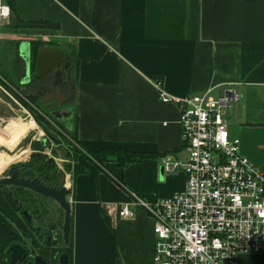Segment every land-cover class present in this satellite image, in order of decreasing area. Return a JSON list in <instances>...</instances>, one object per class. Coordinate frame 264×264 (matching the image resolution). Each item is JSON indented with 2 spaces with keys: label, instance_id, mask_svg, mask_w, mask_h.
<instances>
[{
  "label": "crops",
  "instance_id": "obj_1",
  "mask_svg": "<svg viewBox=\"0 0 264 264\" xmlns=\"http://www.w3.org/2000/svg\"><path fill=\"white\" fill-rule=\"evenodd\" d=\"M0 2L7 5L6 0ZM14 4L23 23L13 26L10 12L0 16V78L35 93L39 80L32 82L36 73L31 66L29 81L23 83L26 66L19 44H31L33 39L43 41L40 48H59L64 52L61 62L66 56L72 59L68 95L72 114L65 121L70 124L72 119L71 128L76 121L78 140L91 151L120 145L155 154L125 167L108 161L101 170L78 156L86 171L73 176L72 170L63 169L71 207L72 264H155L153 217L132 202L130 192L155 200L182 190L183 168L166 171L160 162L164 157L173 161L183 152L186 157L179 110L159 98L155 75L161 76L167 94L179 97L211 89L214 98L213 93L221 96L232 90L237 97L224 115L229 138L238 139L239 152L264 172V0H14ZM28 23L55 27L21 25ZM45 96L52 101L64 94ZM3 107L11 114L0 111L1 121L14 129L2 141L12 146V152L34 126H26L31 121L17 108L7 103ZM28 151L22 144L8 155L19 159ZM119 179L125 188L118 185ZM124 203L128 215L119 214ZM252 255L264 260V251ZM248 256L242 255L246 263L253 258Z\"/></svg>",
  "mask_w": 264,
  "mask_h": 264
},
{
  "label": "built area",
  "instance_id": "obj_2",
  "mask_svg": "<svg viewBox=\"0 0 264 264\" xmlns=\"http://www.w3.org/2000/svg\"><path fill=\"white\" fill-rule=\"evenodd\" d=\"M8 15V6L0 2V16ZM154 84L159 98L179 110L186 150L182 162L162 158L166 171L183 168L182 190L155 200L130 192L132 202L153 217L154 263L239 264L240 255L264 251V172L239 152L223 117L237 96L228 90L231 94L213 98L207 89L179 97L167 94L161 80ZM1 94L34 122L30 110L36 105L0 78ZM2 128L0 134L9 136L12 126ZM129 213L127 203L120 206V215Z\"/></svg>",
  "mask_w": 264,
  "mask_h": 264
},
{
  "label": "flooded vegetation",
  "instance_id": "obj_3",
  "mask_svg": "<svg viewBox=\"0 0 264 264\" xmlns=\"http://www.w3.org/2000/svg\"><path fill=\"white\" fill-rule=\"evenodd\" d=\"M33 71L36 73V65ZM45 95L46 92L39 101L49 102ZM52 101L58 102L57 97L54 96ZM30 160L31 156L11 160V165L7 167L6 174L0 175V180L10 178L16 170L17 178H38L47 185L35 174ZM0 196V264H43L36 259L37 256L47 264H56L50 251V226L63 210L50 198L17 185L0 183ZM37 208L38 212L35 211ZM59 255L56 256L57 264Z\"/></svg>",
  "mask_w": 264,
  "mask_h": 264
},
{
  "label": "trees",
  "instance_id": "obj_4",
  "mask_svg": "<svg viewBox=\"0 0 264 264\" xmlns=\"http://www.w3.org/2000/svg\"><path fill=\"white\" fill-rule=\"evenodd\" d=\"M6 3L9 7L10 19L12 25L16 26L19 23H23L16 14L14 0H6ZM41 45H42L41 41L31 39V44H30L31 70H34L36 53ZM65 64L67 67H69L71 65V60L70 62H65ZM40 78H41L40 76L33 74L32 82H35ZM154 79L162 80L161 76L159 75H155ZM24 95L27 96L32 103L36 104L38 102V96L36 92L26 93ZM35 117L39 125L44 130L45 134L50 140L58 144H63L65 146L67 151L66 155L73 161L72 167L71 165L67 164L65 170L66 171L72 170L73 176L77 175L78 173H82L83 171H86V167H84L83 165L77 162L78 156H82L87 160H89L94 165L96 170H101L103 167H105V164L108 161L113 160L118 164L119 167H125L130 163L138 162L143 158H148L155 155L154 153L133 151L127 148L126 146H120V145L101 148L97 151H91L78 140L76 135V127H75L76 121L74 120V127L67 134L71 138V140L74 141L75 144L77 145L75 146L68 139H66L65 136L61 135L59 132L53 129L51 125L47 122V120L44 119L41 115L35 113ZM46 118L54 122L58 121L50 114V112L46 114ZM44 146L45 145L43 142H32V147H34V149L44 148ZM183 146H185L184 142H183ZM30 163L35 174L38 175L45 184L54 187H60L63 185L64 173L58 169V166L52 157H49L46 153L35 151L34 153L31 154ZM117 183L119 186L125 188L123 182L120 179L117 181ZM35 211L38 212V208ZM62 217H63V213L60 210V217L57 220L53 221L50 226L52 230V236L50 240L51 256L57 264L56 256L64 252L67 254L68 264H72L73 241L71 237V218H70L69 238L67 241H64L62 239V233H61Z\"/></svg>",
  "mask_w": 264,
  "mask_h": 264
},
{
  "label": "rangeland",
  "instance_id": "obj_5",
  "mask_svg": "<svg viewBox=\"0 0 264 264\" xmlns=\"http://www.w3.org/2000/svg\"><path fill=\"white\" fill-rule=\"evenodd\" d=\"M41 43H42V45L44 44L43 41H41ZM70 60H71V64H72V59H69V57L66 56L65 59L61 63H59V65L57 67H55L49 74L40 78L39 81L36 82L37 87L35 86L36 87L35 92L38 96V102L35 104L36 109L32 108V110H30L31 114L33 116V119H34V123H35L34 130H31L30 132H28V134L25 137H23L22 139H19V140H22L24 147L29 148L28 153H26L27 156H31V154L34 153L35 151L46 153L49 157H52L54 159V161L56 162V164L58 166V169L62 172H63V169L66 167V165L68 163L69 164L73 163V161L66 155L67 151H66V148L63 144L55 143L54 141L50 140L47 137L44 130L39 125V123L35 117V113L41 115L44 119L47 120V122L51 125V127L53 129H55L61 135L65 136V138L68 139L72 144L77 146L75 144V142L72 141L71 138L67 134L72 130V128H71L72 119L70 121V124H68V122L65 121V119H61V120L54 122V121H51L50 119L46 118V114H48L52 110L62 108V107H66L72 101L71 96L69 98L68 95H69V92H70L71 87H72V84L69 83V80H71L73 77V71L71 70V72H70L69 71L70 68L67 67L65 64V62H70ZM70 67H71V69L73 68V66H70ZM32 73H33V70H32ZM32 77H33V74H32ZM16 89L19 90L23 95L26 93H30L27 91H22L19 88H16ZM56 91L64 94L63 98L61 100H59V102L49 100V102L45 103L42 100L39 101L41 99V96L43 93L47 92L49 95H54V93H56ZM213 95L215 96L214 98L218 97L217 93L216 94L213 93ZM0 99L2 100V102H5V103H0V111L1 112L3 111L5 113L4 115H6V116L10 115L11 112H9V113L6 112V108L3 107V104L7 103L12 108H14V109L17 108V106L6 95H0ZM226 109H227V107L224 108L223 117L225 115ZM0 116H1V114H0ZM1 122L2 121L0 118V129L3 130L2 127L5 126L6 123L2 122V124H1ZM34 123L29 122V125L27 124L26 126L29 127V126H31V124H34ZM12 128L14 129V126ZM12 128H11L10 134L12 133V130H13ZM3 135L4 134H0V175L6 174L7 167L9 165H11L10 160L13 158V156L8 155L7 152H5L4 150L1 149V147H5L7 150H12L11 145H9L8 143H6V144L3 143V141H4ZM2 139H3V141H2ZM32 142H43L45 146H44V148L34 149V147H32ZM27 156H25L24 158H26ZM184 157H185V154L183 152V153L178 154L177 158L173 159V160H178L179 162H182L184 160ZM17 158H23V157H17ZM13 159H16V158H13ZM160 163L163 164L162 159H161ZM180 168H181V166H179L176 170L178 171V170H180ZM254 253H257V252L245 253L242 255L248 254V255H250L248 257L251 258V257H253V255L251 256V254H254ZM242 255H240V257H239V264H264V260L261 262V260H259L258 258H255V256L252 259L248 260V263H246L245 258H243Z\"/></svg>",
  "mask_w": 264,
  "mask_h": 264
},
{
  "label": "water",
  "instance_id": "obj_6",
  "mask_svg": "<svg viewBox=\"0 0 264 264\" xmlns=\"http://www.w3.org/2000/svg\"><path fill=\"white\" fill-rule=\"evenodd\" d=\"M25 27H55V24H40V23H28L21 24ZM19 55L25 62L26 66V78L23 83H27L29 81V70H30V57H31V47L29 41H22L19 44ZM64 57V52L56 47L51 46H43L37 50L36 53V75L43 76L44 74L53 70ZM71 93V90L70 92ZM225 94H231L230 91L225 90ZM54 97V96H53ZM232 100V99H231ZM44 101V100H43ZM57 101H59L57 97ZM50 114L56 118L57 120L61 119H70L72 114V107L66 106L58 109H54L50 112ZM23 143L20 142L15 150L19 149ZM2 150L7 152L8 154H13L14 151H9L6 148L2 147ZM0 183L6 185H17L29 190L34 191L35 193L50 198L53 200L58 206L63 210V222H62V237L64 241H67L69 238L70 232V218H71V207L70 202L67 199L68 188L65 185L60 187H54L49 185H44L38 178L33 179H23L17 178V172L14 170L11 174L10 178H4L0 180ZM36 259L41 261L43 264H47L44 260L41 259L40 256H37ZM59 264H68V257L66 253H61L59 255Z\"/></svg>",
  "mask_w": 264,
  "mask_h": 264
},
{
  "label": "bare ground",
  "instance_id": "obj_7",
  "mask_svg": "<svg viewBox=\"0 0 264 264\" xmlns=\"http://www.w3.org/2000/svg\"><path fill=\"white\" fill-rule=\"evenodd\" d=\"M33 123V122H32ZM13 125V124H12ZM34 126V124H31V127Z\"/></svg>",
  "mask_w": 264,
  "mask_h": 264
}]
</instances>
